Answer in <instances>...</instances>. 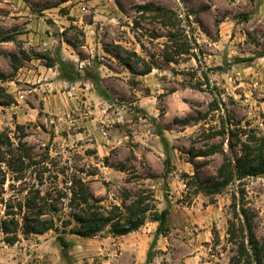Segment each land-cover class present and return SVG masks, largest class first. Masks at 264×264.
Here are the masks:
<instances>
[{
  "label": "rangeland",
  "instance_id": "374dc122",
  "mask_svg": "<svg viewBox=\"0 0 264 264\" xmlns=\"http://www.w3.org/2000/svg\"><path fill=\"white\" fill-rule=\"evenodd\" d=\"M0 76V132L30 148L27 182L66 194L64 213L73 178L105 208L140 197L169 212L164 235L151 219L67 232L65 253L53 231L0 233V264H247L242 210L264 264V174L202 189L224 160L264 151V0H0ZM11 179L0 202L23 191Z\"/></svg>",
  "mask_w": 264,
  "mask_h": 264
},
{
  "label": "trees",
  "instance_id": "16d2710c",
  "mask_svg": "<svg viewBox=\"0 0 264 264\" xmlns=\"http://www.w3.org/2000/svg\"><path fill=\"white\" fill-rule=\"evenodd\" d=\"M145 10H151L149 6L142 7ZM161 11L162 10H158ZM166 14V12H163ZM3 42L8 38L3 37ZM10 59L15 62V57ZM60 63V67H64ZM129 67V66H128ZM150 72L148 68L142 75ZM0 76V80H2ZM9 96H6L8 99ZM12 101L2 102L0 106L10 105ZM231 134H229L230 136ZM232 136H230L231 138ZM231 143V142H230ZM232 144H230V147ZM246 154L240 158L224 160L218 172L219 181H212L206 189L207 194L219 193L234 178L240 180L244 176H256L264 174V151L261 146L255 149L247 147ZM30 148L23 142L14 145L11 138L4 132H0V188L3 189L7 175L10 174L12 181L24 185L23 191L16 195L10 196L7 200H1L3 210L0 211V233L3 235V242L7 245H13L19 240V236L28 237L31 235H42L48 231L56 233V240L62 250L66 252L70 247V242L64 237L69 232L84 238H91L105 229L114 236H123L137 230L144 225L147 219L157 223L156 236L164 235L167 230V218L169 212L167 209L157 210L154 201L145 202V198H135L130 205L121 206L113 205L105 208L100 205V201L94 200L88 188L80 179L73 178L70 182L72 188L69 189V206L67 213L63 208L58 207L60 199L66 198L67 195L59 192V199L51 197L49 192L42 194L39 183L40 178H36L39 183L34 185L27 182L26 172L37 166L38 162L30 156ZM209 152H200L198 156H206ZM208 183V181H206ZM54 191V190H53ZM17 195H20L17 196ZM62 195V197L60 196ZM151 197V196H150ZM153 197V196H152ZM67 215V218L60 220L58 213ZM60 213V214H61ZM242 220L240 222V235L243 237L244 228L248 230L247 243L250 248L246 247L244 239L237 243L240 254L245 258L247 264H252L248 249L252 250L256 264L260 262L257 241L250 228V216L242 210ZM60 224H58V223ZM231 234L235 236V224L229 223ZM244 238V237H243ZM148 252V259H149Z\"/></svg>",
  "mask_w": 264,
  "mask_h": 264
},
{
  "label": "water",
  "instance_id": "95a60500",
  "mask_svg": "<svg viewBox=\"0 0 264 264\" xmlns=\"http://www.w3.org/2000/svg\"><path fill=\"white\" fill-rule=\"evenodd\" d=\"M234 181H236V178L234 179ZM250 254H251V252H250ZM251 260H252V262H254V257L252 254H251Z\"/></svg>",
  "mask_w": 264,
  "mask_h": 264
}]
</instances>
